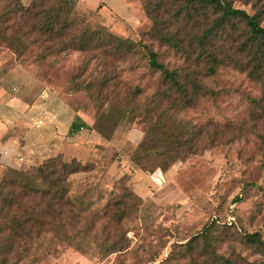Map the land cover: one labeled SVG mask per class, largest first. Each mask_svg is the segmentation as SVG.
<instances>
[{
  "label": "rangeland",
  "instance_id": "374dc122",
  "mask_svg": "<svg viewBox=\"0 0 264 264\" xmlns=\"http://www.w3.org/2000/svg\"><path fill=\"white\" fill-rule=\"evenodd\" d=\"M8 1L0 0V14ZM20 1L25 6L36 2ZM76 1L70 2L81 17L95 28L103 25L131 40L133 50L108 57L99 50L53 51L45 49L48 42H34L31 33L21 44L0 38V59L29 68L89 122H97L108 139L91 151L86 171L69 177V196L75 203L82 200L81 209L61 207V218L42 217L21 227L0 210V264H217L213 253L237 264H264V253L244 235L258 232L264 240V80L262 75L249 77L252 64L244 70L227 60L231 56L246 62L228 36L240 32V24L238 29L225 25L223 30L213 24L218 16L213 8L203 10L184 0H126L139 22L132 32L115 31L103 24L97 10L81 9ZM226 1L248 13L264 10V0ZM159 2L164 5L158 7ZM149 14L163 23L164 30L178 31L185 46L212 23L207 48H215L226 61L204 75V64L193 63V54L187 59L186 53H177L154 37ZM260 25L264 27V16ZM148 49L168 69H177L180 77L193 75L201 83L203 93L194 96L192 106L176 111L159 101L165 88L160 73L147 64ZM41 52L44 58L38 57ZM105 73L115 77L102 87ZM163 110L164 126L158 122ZM148 125L156 148L169 147L162 145L163 132L172 138L181 131L180 125L191 127L195 153L180 157L165 171L140 170L134 150ZM7 169L0 167V184L10 176ZM1 202L0 197V207ZM205 224L212 226L207 252L201 235L193 249L185 251L182 244ZM113 244L125 248L107 253Z\"/></svg>",
  "mask_w": 264,
  "mask_h": 264
},
{
  "label": "trees",
  "instance_id": "16d2710c",
  "mask_svg": "<svg viewBox=\"0 0 264 264\" xmlns=\"http://www.w3.org/2000/svg\"><path fill=\"white\" fill-rule=\"evenodd\" d=\"M162 1V0H161ZM192 4L193 7L199 6L201 9L213 8L218 16L214 19L213 24L219 28L225 29V25L232 26V29H238L240 24V32L228 34L231 41L236 43V52L246 55V62H242L238 58L227 56L230 63L238 65L244 70L248 69V65L252 67L248 70L251 78L259 79L262 75L264 80V27L260 25V20L264 16L263 9H255L253 13H248L241 8H235L230 1L226 0H184ZM164 5L163 2L158 3V7ZM255 7V6H254ZM99 7L95 10L98 12ZM263 10V11H262ZM151 33L159 41L170 45L177 53H186L187 59H191L194 55L196 65L198 61L204 65V75L213 74L217 65L224 64L226 58H222L212 46L207 48V44L211 43L207 35L214 27L211 23L209 30H204L200 34L192 35L187 40V46L183 44L184 38L178 36V31H166L163 29V23L156 16L150 15ZM9 21V24H4ZM0 38L21 44L24 37H28L31 33L35 35L34 42L40 40L49 44L45 49L53 51L81 50L94 51L99 50L103 56L121 55L130 53L133 50L134 42L127 38H121L109 32L105 26L101 25L95 28L94 24L89 23L85 18L81 17L75 10L74 4L68 0H36L25 6L20 0H10L5 6V10L0 14ZM51 53V52H50ZM220 53V52H219ZM45 54L41 52L38 57L44 58ZM122 56V57H123ZM192 61V60H191ZM148 66L160 73L163 90L159 101L167 102L171 109L184 110L192 106L194 96L197 93H203V86L193 75H184L180 77L177 69H168L162 62L158 60V55L152 49H148ZM115 77L113 73L103 74L100 84L104 87L109 81ZM188 81V84H184ZM77 89L81 87L76 85ZM175 95V96H174ZM124 115V114H123ZM166 116L163 110L158 116V122ZM185 125H188L187 123ZM181 131L175 133L172 138L165 132L160 134L162 145L160 148L152 146L153 133L150 125L143 126L142 140L137 144L134 155L137 167L142 171L151 172L155 168L165 171L174 161L189 153H195L197 143L194 138L192 128L180 125ZM92 128L103 139H108L104 135L102 129L97 122H92ZM0 167H4L1 166ZM85 162L72 157L65 159L61 154L49 157L39 166H32L29 170H16L7 167L10 172L9 177H4L0 184L1 197V213L11 215V221L16 226H22L23 223L39 222L42 217L45 219L62 217L63 212L68 208L83 207L82 200L77 198V203L73 197L69 196L70 180L69 177L81 171H86ZM134 197L139 196L134 194ZM234 201H239L236 198ZM44 204V206H43ZM30 208V213L25 210ZM42 205V206H41ZM78 205V206H77ZM14 210L21 211L17 214ZM42 221V220H41ZM211 225L205 224L201 231L183 243L185 251L190 252L193 249L194 242L201 235L204 241L203 250L207 252L206 245L211 232ZM58 233V232H57ZM245 241L252 247L264 253V240L258 232L245 233ZM198 236V237H197ZM125 247L121 245H109L106 248L107 253H114L123 250ZM212 261L217 264H237L216 253L212 254ZM160 264V263H159ZM203 264H207L204 262ZM252 264V263H248Z\"/></svg>",
  "mask_w": 264,
  "mask_h": 264
},
{
  "label": "crops",
  "instance_id": "0c3cea01",
  "mask_svg": "<svg viewBox=\"0 0 264 264\" xmlns=\"http://www.w3.org/2000/svg\"><path fill=\"white\" fill-rule=\"evenodd\" d=\"M76 6L99 7L103 24L115 31L132 32L139 22L126 0H77ZM87 119L29 68L0 59L1 166L29 170L58 154L85 162L94 147L106 141Z\"/></svg>",
  "mask_w": 264,
  "mask_h": 264
},
{
  "label": "built area",
  "instance_id": "2783aa9c",
  "mask_svg": "<svg viewBox=\"0 0 264 264\" xmlns=\"http://www.w3.org/2000/svg\"><path fill=\"white\" fill-rule=\"evenodd\" d=\"M69 1H72V0H69ZM40 123H41V121H38V124H37V126H38Z\"/></svg>",
  "mask_w": 264,
  "mask_h": 264
}]
</instances>
